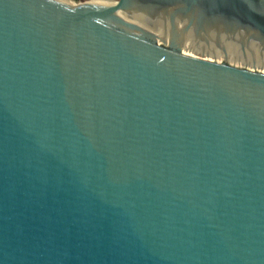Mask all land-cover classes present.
<instances>
[{
	"label": "water",
	"instance_id": "obj_1",
	"mask_svg": "<svg viewBox=\"0 0 264 264\" xmlns=\"http://www.w3.org/2000/svg\"><path fill=\"white\" fill-rule=\"evenodd\" d=\"M213 23L264 0H0V264H264V74L178 49Z\"/></svg>",
	"mask_w": 264,
	"mask_h": 264
},
{
	"label": "rangeland",
	"instance_id": "obj_2",
	"mask_svg": "<svg viewBox=\"0 0 264 264\" xmlns=\"http://www.w3.org/2000/svg\"><path fill=\"white\" fill-rule=\"evenodd\" d=\"M60 1H64V3L66 4H70V3L94 4L95 0H60ZM104 1L105 0H99L98 4L103 5ZM110 1L113 2L116 0H110ZM122 16L123 18H126L129 22L132 19H134V16H136L139 26L149 30L152 34H154L157 37L156 42L158 45L163 47L169 46L168 38H166L165 40H161L160 33L163 32L165 35H168L170 37L171 35L170 22L166 23L164 19H158V21H160L161 23H157V22L148 23L149 18L139 13H135L133 15L123 14ZM165 17L168 18L166 15ZM209 25L215 28H212ZM180 29L182 28L180 27ZM178 30L179 29H177V31ZM182 33L184 35L185 33L186 34L189 33L193 36L190 35L191 37L190 40H188V42H186L185 44L182 43L178 44V49L180 53L187 56L207 60L210 62L223 63L235 68L264 74V67H262V65H264L262 64L264 63V35H262V33L255 34L253 36H248L247 33L243 30L240 31L231 30L229 26L226 25L216 26L214 24L213 25L201 24L197 26L193 25L187 28V30L183 31ZM182 33H179L181 34L179 40L180 38L181 39L183 38ZM192 42L196 45H193ZM218 46H220V51L224 52V54H226L227 51L229 50L230 53L238 56L237 58L238 60L233 59L234 61H232L230 57L226 58L222 56L221 52L218 49ZM200 47L215 48L214 51L218 52L217 53L218 57L214 55L212 56V54H207L205 52H202V49H200ZM253 60L254 62L256 63L258 62L260 64L254 63Z\"/></svg>",
	"mask_w": 264,
	"mask_h": 264
},
{
	"label": "bare ground",
	"instance_id": "obj_3",
	"mask_svg": "<svg viewBox=\"0 0 264 264\" xmlns=\"http://www.w3.org/2000/svg\"><path fill=\"white\" fill-rule=\"evenodd\" d=\"M58 1H60V0H58ZM110 0H105L104 1V4L103 5H110V4H112L113 2L112 1H110ZM61 2H63L64 3V1H61ZM99 3V0H95L94 1V4H98ZM137 13H139V14H142V15H145V16H147L148 18H149V22L148 23H151V22H153V23H155V22H157V23H161L160 21H158V19H164L165 20V22L166 23H168L169 22V19L168 18H166L165 17V15L162 13V12H157V13H155V14H153L152 16H150L149 14H147V13H143V12H137ZM133 14H135V13H131V14H129V15H133ZM154 19H156V20H154ZM138 20L136 19V16H134V19H132L130 22L131 23H134V24H137V25H139L138 24V22H137ZM177 29H179L178 30V32H180L182 29H180V27L181 28H183V26H184V24H185V19H182V18H178L177 19ZM214 25H216V26H220V24L219 23H213ZM212 24V25H213ZM210 27H212L211 25H209ZM212 28H215V27H212ZM222 29V28H221ZM170 30H171V24H170ZM170 30H169V33H170ZM243 31H245L246 33L248 32L247 30H243ZM183 34V33H182ZM181 35V34H180ZM190 35L191 34H186L185 33V35L183 34L182 35V39L180 38V40H178V44L179 43H182V44H185L186 42H188V40H190ZM191 36H193V35H191ZM160 38L162 39V40H165L166 38H168V40H169V36L168 35H165L163 32H161L160 33ZM197 40V39H196ZM195 41V40H194ZM193 43V42H192ZM193 45H196V44H194L193 43ZM213 48V47H212ZM211 47L209 48V47H200V49H202V52H205V53H207V54H212V56L214 55V56H216V57H218V52H216V51H214V49L215 48H213L212 49ZM218 49H219V51H220V46H218ZM217 49V50H218ZM221 52V51H220ZM221 54H222V56H224V57H230V59L232 60V61H234L233 59H237L238 58V56H236L235 54H232V53H230V51L228 50L227 51V53L226 54H224V52H221ZM211 56V57H212ZM238 60V59H237ZM252 61V60H251ZM240 62V61H239ZM253 62H254V60H253ZM238 63V62H237ZM254 63H256V62H254ZM258 63V62H257ZM256 63V64H257ZM258 64H260V63H258ZM262 64H264V63H262ZM262 67H264V65H262Z\"/></svg>",
	"mask_w": 264,
	"mask_h": 264
}]
</instances>
